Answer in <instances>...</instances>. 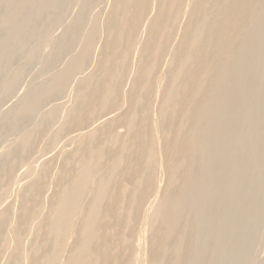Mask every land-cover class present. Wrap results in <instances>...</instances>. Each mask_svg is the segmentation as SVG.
<instances>
[{"label": "bare ground", "instance_id": "obj_1", "mask_svg": "<svg viewBox=\"0 0 264 264\" xmlns=\"http://www.w3.org/2000/svg\"><path fill=\"white\" fill-rule=\"evenodd\" d=\"M94 1L91 8H100ZM86 2L81 8L90 7ZM109 2L86 16L84 31L81 15L73 21L83 33L67 41L79 44L69 60L39 68L50 73L60 66L36 91L33 107L43 109L40 104L63 93L73 106L65 109L60 95L65 105L55 99L46 111L34 109L36 125L14 139L24 152L41 125L54 126L35 153L27 146L16 157L22 159L13 157L0 170V264H200L209 248L201 234L212 219L224 218L223 202L237 199L226 188L238 184L228 172H244L230 157L246 149L237 121L264 109L249 97L264 91V0ZM252 130L257 135L264 125ZM65 131L73 135L65 139ZM6 145L1 154L15 152ZM46 154L61 155L53 173V156ZM255 157L253 164L261 159ZM11 195L17 205L6 203Z\"/></svg>", "mask_w": 264, "mask_h": 264}, {"label": "rangeland", "instance_id": "obj_2", "mask_svg": "<svg viewBox=\"0 0 264 264\" xmlns=\"http://www.w3.org/2000/svg\"><path fill=\"white\" fill-rule=\"evenodd\" d=\"M74 1H75V3H74ZM85 1H87L86 3H88L89 6L91 5L90 3L92 1L96 2L94 0H85ZM97 1L100 2L99 4H100V8L101 9L103 7L107 8L108 7L107 4H110L109 0H97ZM0 2H1L0 3V151H1L0 155H2V156H0V170L2 171V170H4V168L6 167V165L9 162L13 161V157H14L15 160L22 159V158H18L17 159L16 157H24L25 154H22V153H25V152L27 153V151H30V148H31V152L35 153V151H37L35 149L37 144L38 143L40 144V145L38 144V146H37V148H38L39 146H41L42 143L46 142L45 141V139H46L45 137L52 135L53 133L51 134V132H54L53 131L54 130V126L52 127L51 123L49 124V126L47 125L48 123H45L46 125L45 124L41 125V127L38 129L39 131L37 130L39 132V133L37 132L38 134L37 133L35 134V136L36 135L37 136L36 137L33 136L35 138V139H33L34 141L31 139L32 141L31 140L29 141V143L30 142L31 143L27 144V146L29 147L28 150H27V148H28L27 146L25 147L26 149H24V152H23V149H21L20 146H18V147L16 146L17 148H15L13 143H15L18 139H20L19 137L21 136V134L24 133L25 131H28V129H29L28 127H34V125H36V121H37L38 118L35 116V114H32L34 117L37 118L36 121H35V118L31 117L32 116L31 113H30L31 111L33 113L34 109H36V108H37V110H35V112L37 111L36 113H39L40 110L41 111H43V110L46 111L47 107L48 108L52 107L51 100H53V102L57 100L54 103L56 105L57 104L60 105V103H61V105L63 106V105H65V103L63 101L66 99L65 100L66 105L63 106V107L65 109H67V110H68V108H71L73 106V103L70 100V96L67 93L66 94H64V93L60 94L63 97H65V99L58 94V96L55 98L56 100L54 98H50V99H48V101L46 103L45 102H43V103L41 102L42 104H40V105L43 106L45 104L44 105L45 107H43V109H41V108L39 109V107H40L39 105H37L39 107H35L34 108L33 104H32L33 102L31 103V101H33V99H35V98H33V96L35 95L34 97H36L37 96L36 95L37 92H39V90H41L46 85V81L52 75V72L54 74L56 73V70H58L57 68L60 67V66H58V64H60L63 60L65 62L67 60H69L70 59L69 55L74 53L76 48H78L79 44H76V43H75L76 45L74 44L73 47L67 46L68 45L67 41L68 40L70 41L71 37L73 39V37H74V35L76 33L78 35L77 37L79 38V36H80L79 34L83 33L84 29L87 27V24H88V22H87L88 18L86 20V16L90 17L89 15H91L92 13H95L94 12L95 10L97 12L100 8L97 7L98 10H97V8H95V10H94V9H92L93 6L91 8V6L88 7L87 4L85 5L84 8H81V6L83 7V4L81 5V0H55V1L54 0L53 1L52 0H0ZM78 3H79L80 6H77ZM89 9H92V11H90ZM87 10L90 11V13L87 12ZM21 12H23V13H21ZM20 13H21V15H20ZM84 13H86V14L89 13V14L88 15L85 14V16H83ZM79 15H81L83 17L82 18L83 22L85 21L84 22L85 23L84 26H83V24L81 26H79V27H82V28L85 27V28H83L82 32H81L82 28L79 29V27L76 26L77 27L76 28L75 26L73 27L71 25L73 23V21L76 19V17H80ZM15 21H16V23H15ZM86 22H87V24H86ZM262 24H263L262 25V29H264V21H263ZM16 27H18V28H16ZM72 28H74V29H72ZM32 30H34V31H32ZM77 30H79L80 32H78ZM77 37L75 35L74 38L76 39ZM49 38L51 40H49ZM60 38L62 40H59ZM5 39H6V41H5ZM62 41H65L66 45L64 44L65 42H62ZM51 43H53V44H51ZM63 44H64V46H63ZM65 46H66V48H65ZM40 48H42V49H40ZM62 48H63V50L65 48L66 51L65 50L64 51L61 50ZM67 48H68V51H67ZM60 51H62V52L60 53ZM63 53H65V55ZM67 53H69L68 56H66ZM62 54H63V56H62ZM59 55H61L62 59H61V57ZM58 56L60 57L59 60L61 59L60 62L57 59ZM48 62H50V65L53 64L54 62H55V64L58 62V64L56 65L57 68H55V66H53L55 64H53L51 69H50L52 71L50 73H48L46 71L47 72V74H46V72H44L41 69H43V67H42L43 64H47ZM39 68H41V69H39ZM39 71H42V73L44 72L45 74L43 73V75H47L48 76V74H49V76L47 78L44 76L45 77L44 78L43 75L41 74V72L39 73ZM262 78H263V81H264V76ZM124 85H126V84H124ZM263 89H264V86H263ZM260 94H259L260 96L258 94L254 95V96L252 95L253 97L249 96L250 100H254V104H255V102L256 103L258 102L260 104L262 103L261 105H264V91H263V93H260ZM60 97H62L63 99L60 98ZM61 99H62V102L64 104L61 102ZM67 100H68V102H67ZM49 101L51 102V104L49 103ZM58 101L60 103H58ZM153 102H156V105ZM153 102H152V105H151L152 106L151 107L152 110L157 106L158 100L155 99V100H153ZM54 103H53V105L55 106ZM24 104H26V107H24L22 112H21L20 108L22 106H25ZM19 105H21V106H19ZM153 105H154V108H153ZM262 110H263V112H262ZM262 110L261 109L260 110H253L251 117H249V118L248 117L247 118L246 117L245 118L244 117L243 118L240 117L241 120L239 119L240 121L239 120L237 121V122H239V123H237V125L240 124V126L238 125V129L239 130L237 129L238 133L236 134V136H237L238 139L239 138L240 139L244 138L243 141L241 140V143L246 147V149L243 148L244 150L243 149L241 150L243 152L237 151V152H240L238 154H237V152L232 153V156H230V157H232L231 160L234 157V159L232 161H234L237 158L238 161L236 160V161H234V163H231V164L233 166L242 167L244 172H240L241 176H240L239 172H238V174L235 171L228 172L229 179L235 181L238 184H236L234 186L233 191L231 189L232 187H230L229 189H228V187H226V188H227L228 193L231 190L229 194H231L232 196L237 195V196H234V198H237V199H235L234 201L232 200V202H231L232 204L231 203L229 204L228 202L225 203L226 201L222 203L223 204L222 207L224 209L221 212V215L224 216V218L227 221L224 220L223 217H222L223 219L220 217L221 220L219 218H216L215 220L212 219L211 222H214V223L210 224V228L208 227L210 231L207 228L206 230H207L208 233L204 232V233H206L208 235H205L204 233L201 234L202 235V239L204 237V240H205V236H208V237L212 236V235L213 236L210 237V238L206 237L209 240L205 241V247L206 246L208 247V245H209V248L208 249H207V247L205 248L207 250H205L203 252L204 254H203V256L200 259V264H207V263L208 264H239V263L241 264V262H242V264H246V263L247 264H264V205H261V203L264 204V190H263L264 189V164L262 163V161L264 159V154L262 153V152H264V149H263L264 130L261 131L259 134H257L259 136V138H258L257 135L252 133V131H253L252 130V126L253 125H255L256 123L258 124V122H259V124L262 123V125H264V123H263L264 122L263 121L264 120V109H262ZM154 111H155V109L153 110V112ZM253 113H255V114L253 115ZM256 114H257V116H256ZM254 116H256V118L259 117V119H255ZM100 119H102V117H100ZM252 121H255V122H252ZM256 121H258V122H256ZM31 123L32 124L35 123V124L32 125ZM29 125H31V126H29ZM244 126L245 127L249 126L251 129H249V127H248L245 130ZM119 127H120V129H119ZM115 128H116V126H115ZM51 129H52V131H51ZM116 129H118L119 132L120 131L124 132V129H121V126H117ZM242 130H243V132H242ZM249 130H250V132H249ZM22 131H24V132H22ZM67 132L66 131L63 132V133H65L64 136L65 135H67V136L73 135V133L69 134ZM48 133H50V134L48 135ZM63 133L61 134L62 136H63ZM240 134H242L243 136L240 135ZM43 136H45V137H43ZM244 136H246V137H244ZM254 136L255 137L257 136V137L255 138ZM260 137H261V139H260ZM42 138H43V140H42ZM47 138L49 139L50 137H47ZM66 138L67 137L65 136V139ZM257 138H258V140H257ZM14 139H17V140H14ZM65 139L64 138L61 139L62 143H63V141ZM61 140H60V142H61ZM247 140L250 141V142H248ZM262 140H263V142H262ZM252 141L254 143H252ZM247 142H248V144H247ZM255 142L257 143V145L262 142V145L256 146ZM6 144H8L9 146L11 145V147H13V149L15 151V152H12L11 154H9L10 156L9 155L7 156L6 154L5 155L1 154V153H3L5 151V148L7 147ZM67 146H68V148L65 147L66 149H70L72 147L70 145H67ZM254 147H255V149H254ZM258 147H259V149H258ZM3 148H4V150H3ZM248 148H249V150H248ZM250 148H251V151H250ZM252 148H253V150H252ZM256 149H258V150L256 151ZM251 152H252V155L254 154L253 156L250 155ZM246 153H247V155H246ZM242 154H244V157H243ZM258 154L261 157V159H260V161L256 162V164L258 163V165H259V167L257 168V165L255 163L253 164V162H254V158L255 159L257 158L255 156H258ZM21 155H23V156H21ZM50 155L51 154H48V156H47V154H46L45 156L47 158ZM235 155H237V156H235ZM52 156H53V154L51 155V157ZM42 157H44V155ZM51 157H49L48 159L51 160ZM55 157H56V159H55ZM59 157L61 158V155H59ZM59 157L58 156H53L52 160H51V161H53L52 163H51V161H49L47 159L48 163L50 162L48 164L49 165L48 167H50V170L52 171V172L50 171L51 173H53V171H56L59 168L58 167L60 165L59 164L60 159H58ZM46 158L44 157V159H46ZM38 160H43V159L39 158ZM249 161H252L253 165L251 164V162L248 163ZM237 162H239L238 163L239 165H236ZM53 164H54V167L57 166V168L55 167V169H54L53 168ZM252 166H254L255 168L252 167ZM260 167H261V169H260ZM262 167H263V169H262ZM244 168L247 169V170H245ZM250 168L252 170H250ZM230 174H232V175H230ZM9 176L10 175H8V177L6 176L5 180L1 184L4 183L5 186L7 184H9V181H10V177ZM251 176H253V177H251ZM259 177H261V178H259ZM249 179H250V184H249ZM6 181H8V182L6 183ZM245 184H247V186H250L251 184L252 185L255 184V186L257 184L258 185L256 187L255 186H253V187L250 186V188H252L251 191H250L249 187L246 188L247 186H245ZM241 185H242V187H241ZM261 187H263V189ZM254 188L255 189L256 188H260L261 190L260 189L254 190ZM244 189H245V191L246 190L247 191L245 192ZM248 189L251 192V194H250V192H248ZM242 190L244 191L243 193H245L244 196L242 194ZM238 191L240 193H238ZM259 192L262 193L263 195L260 194ZM248 193H249V196H247ZM254 195H257V196L254 197ZM13 196H14V193H13ZM243 197H245V198H243ZM12 198L13 197L11 195V197L8 199L9 201L7 200L6 203H12V204L15 203L16 204L17 201L14 200L15 196H14L13 200H12ZM242 198H243V201H241ZM11 200H12V202H10ZM14 201H16V202H14ZM245 202H247V204L249 203L247 205L248 207H246V203ZM239 203H241V204L239 205ZM255 204H259V205L256 206ZM241 205H242V207H241ZM227 206L231 209V212L233 213V215H232V213L229 210H227V212H230L229 214L232 217H230V215L229 216L227 215V217L225 216V214H226L225 209H228ZM17 207H20V205H18ZM237 207H239V208H237ZM232 209H234V210H232ZM242 209H245V210L242 211ZM253 209L255 210V212H258V215H256V213L253 211ZM240 210H241V212H240ZM236 213H238V214H236ZM240 217H242V219ZM232 219H234V220H232ZM250 219L252 221H250ZM218 220H220V221H218ZM233 221L236 222V224ZM216 222L217 223L219 222L220 225L217 224ZM237 222H239L240 224L237 223ZM227 223H230V224H227ZM215 225H216V227H215ZM213 226H214V228H213ZM238 227H239V229H237ZM212 228H213V230H211ZM233 232H234V235H233ZM236 232H237V234H235ZM245 235H246L247 238H245ZM219 236H223V238L226 237V239L224 238L225 241L221 240L222 237H219ZM227 236H230V238L227 237ZM232 236H234V237H232ZM214 237H216V238H214ZM235 237H237V238H235ZM211 238H212V240H211ZM219 240H220V243H219ZM216 243H217V245H219V247L216 245ZM216 246L218 247L219 250L217 248H215ZM155 247H157V246H155ZM242 247H244V248H242ZM211 248H215V249H211ZM220 248H221V250H220ZM223 248H225V249H223ZM198 249L199 248H197V252H199ZM224 250H225V252H224ZM226 250H227V252H226ZM207 252H209V253H207ZM234 252L236 253L237 256L235 255ZM157 254H159V253H157ZM160 256H162V254H160ZM221 256H223V257H221ZM165 258L166 257L164 256V259ZM221 258H222V260H221ZM226 258L228 259L227 262H226ZM167 259H168V257L165 260H167ZM238 259L239 260L242 259V261L241 260L238 261ZM216 261H217V263H216Z\"/></svg>", "mask_w": 264, "mask_h": 264}]
</instances>
